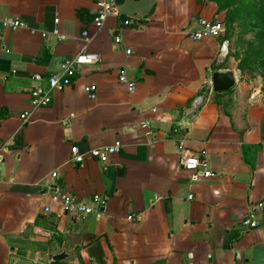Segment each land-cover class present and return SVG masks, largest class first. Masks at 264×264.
Returning <instances> with one entry per match:
<instances>
[{
  "label": "crops",
  "instance_id": "1",
  "mask_svg": "<svg viewBox=\"0 0 264 264\" xmlns=\"http://www.w3.org/2000/svg\"><path fill=\"white\" fill-rule=\"evenodd\" d=\"M94 8V0H0V18L26 23L0 24V264H49L60 252L72 264H264V209L258 227L241 224L264 198L261 83L252 87L229 38L190 37L201 17L224 21L225 11L214 0H118L97 28ZM81 52L99 59L31 110V88ZM227 70L234 86L213 91V73ZM91 84L95 98L85 92ZM180 138L214 175L182 166ZM116 141L122 147L105 164L70 161L71 145ZM55 191L110 199L80 216L63 212Z\"/></svg>",
  "mask_w": 264,
  "mask_h": 264
},
{
  "label": "built area",
  "instance_id": "2",
  "mask_svg": "<svg viewBox=\"0 0 264 264\" xmlns=\"http://www.w3.org/2000/svg\"><path fill=\"white\" fill-rule=\"evenodd\" d=\"M117 2L118 0H94L95 8L93 24L95 27L101 28L109 16L117 14ZM55 21L57 22L58 19ZM129 22L130 20L127 19L123 21L124 24H128ZM0 24L3 28L13 30L26 27V23L23 20L12 16L1 17ZM199 24L200 27L190 34V37L193 40H202L208 37H218L225 31V24L222 20L201 17L199 19ZM55 33L58 34L56 30ZM43 35H45V33H43ZM82 35L85 40H88L87 30H83ZM58 37L59 39L64 38V36L61 34H58ZM114 40L115 42H120L121 38L120 36H116ZM127 51L130 52V50ZM98 59L99 55L93 52H81L65 58L61 63V68L59 71L49 74L44 79V84L38 83L31 88L29 93L31 110L49 105L55 92L62 91L65 87L71 84L72 78L76 74L79 66L93 64L98 61ZM33 78L37 81L43 80L42 76L38 73L34 74ZM118 80L120 82L126 83L128 90L131 91L134 89V82L127 79L124 71L120 72ZM85 92L90 98H95L97 96V86L94 84L88 85L85 87ZM31 110H24L20 113V119L22 123H25L29 120ZM152 111H154V109ZM149 124L150 121L145 119L140 122V127L147 128ZM184 143L185 140L180 138L178 144L180 148L183 149L180 160L182 166L186 169L195 171L199 176L208 177L214 175V173L207 168L206 158L204 156H199L189 152L185 148ZM5 146L6 143H0V163L3 160V150ZM121 147L122 144L119 141H116L110 145L91 148L87 151H81L78 145H71L70 161L77 164L78 166H83L88 158H94L105 164L109 156L118 152ZM51 198L53 201L60 204L63 212L86 216L88 214L99 212L101 209H103L109 202L110 196L106 193H95L89 198L83 199L75 194L67 195L62 194L59 191H55ZM263 209L264 198L248 206L247 213L241 221L243 231L258 227L260 225V221L256 213L262 212ZM49 210L50 207L46 206L45 211Z\"/></svg>",
  "mask_w": 264,
  "mask_h": 264
},
{
  "label": "trees",
  "instance_id": "3",
  "mask_svg": "<svg viewBox=\"0 0 264 264\" xmlns=\"http://www.w3.org/2000/svg\"><path fill=\"white\" fill-rule=\"evenodd\" d=\"M218 4V10L225 11V31L222 34L225 39L231 36L236 22L242 25L254 26L257 29L256 41L247 45L242 57L236 53L239 59L238 67L243 71L252 65L264 66V0H214ZM264 82V74H262ZM264 89V84H263Z\"/></svg>",
  "mask_w": 264,
  "mask_h": 264
},
{
  "label": "rangeland",
  "instance_id": "4",
  "mask_svg": "<svg viewBox=\"0 0 264 264\" xmlns=\"http://www.w3.org/2000/svg\"><path fill=\"white\" fill-rule=\"evenodd\" d=\"M257 29L253 26H246L242 25L239 22L234 24L231 36L229 37L231 41V48L235 49V56L236 53L240 57L243 56L247 45L249 43H253L256 41V33ZM237 58V57H236ZM238 59V58H237ZM246 70V78L248 80H252V87L256 88L261 83V94L264 97V89H263V79L262 74H264V66L263 65H252L245 68ZM244 73V72H243ZM259 81V82H258Z\"/></svg>",
  "mask_w": 264,
  "mask_h": 264
},
{
  "label": "water",
  "instance_id": "5",
  "mask_svg": "<svg viewBox=\"0 0 264 264\" xmlns=\"http://www.w3.org/2000/svg\"><path fill=\"white\" fill-rule=\"evenodd\" d=\"M236 77L232 70L215 71L212 75V89L215 92L226 91L234 86ZM67 254L60 252L49 256V264H72L65 262Z\"/></svg>",
  "mask_w": 264,
  "mask_h": 264
}]
</instances>
